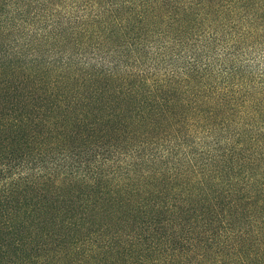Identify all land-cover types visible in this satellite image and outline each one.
Wrapping results in <instances>:
<instances>
[{
  "label": "trees",
  "instance_id": "1",
  "mask_svg": "<svg viewBox=\"0 0 264 264\" xmlns=\"http://www.w3.org/2000/svg\"><path fill=\"white\" fill-rule=\"evenodd\" d=\"M0 264H264V0H0Z\"/></svg>",
  "mask_w": 264,
  "mask_h": 264
}]
</instances>
